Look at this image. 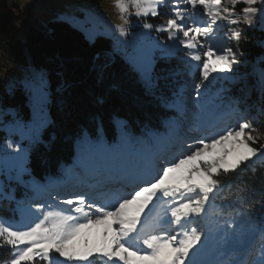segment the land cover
Listing matches in <instances>:
<instances>
[{"label": "snow or ice", "instance_id": "1", "mask_svg": "<svg viewBox=\"0 0 264 264\" xmlns=\"http://www.w3.org/2000/svg\"><path fill=\"white\" fill-rule=\"evenodd\" d=\"M237 4L245 5L240 9L242 18L237 15ZM228 5L224 0H171V15L175 18L158 26L141 25L145 30L155 27L157 32L167 33L172 43L155 44L162 58L184 54L185 72L199 80L194 86L197 97L210 78L231 76L234 66L240 64L236 51L215 45L220 26L244 23L251 27L253 17H264V0H228ZM115 6L123 23L114 28L124 37L128 35L130 16L156 17L161 7L169 5L168 0H115ZM198 13H202L203 21L194 19ZM241 35L240 30L231 29V39L239 42ZM146 65H151L150 53ZM261 75L264 79V73ZM172 106L183 112L179 97ZM226 116L230 123L222 128L213 125L212 129H204L199 138H192V144L184 141L176 154L128 177L132 183L129 191L114 193L107 199L93 192L73 193L60 202L63 207L59 208L29 201L27 214L19 223L0 217V248L11 249L10 258L3 264H94L96 259L102 264H227L221 259H201L211 232L201 230L199 221L207 215L211 199L226 186L222 177L235 174L254 157L264 156V132L236 108ZM118 123L121 139L126 141L128 133L123 122ZM101 131L95 141L84 132L82 142L109 151ZM6 146L16 153L23 152L18 144L8 142ZM23 171L21 165L15 179L21 181ZM32 188L40 191L38 185ZM0 199H14L2 184ZM259 234H264V224ZM243 237L235 224L226 221L218 234L215 254L225 257L228 246L241 245ZM245 253L252 255L250 249ZM250 264H264V239Z\"/></svg>", "mask_w": 264, "mask_h": 264}, {"label": "trees", "instance_id": "2", "mask_svg": "<svg viewBox=\"0 0 264 264\" xmlns=\"http://www.w3.org/2000/svg\"><path fill=\"white\" fill-rule=\"evenodd\" d=\"M244 6H235L241 18L240 9ZM15 17V11L7 0H0V39L7 46L9 58L46 68L52 89L49 105L51 119L42 132L41 140L32 146L27 159V166L40 187V198L53 199L67 193L72 195L78 191L74 192L75 186L81 183L82 189L98 191L96 195L107 199L114 193L124 192L123 184L116 189L115 184L130 183L120 172H115L119 166H97L98 170L88 176L87 169L92 166L74 163L75 141L84 131L97 136L101 126L107 137L113 139L118 135L115 120L123 119L130 135L155 139L158 145L149 153L152 155L159 145L169 147V140L163 138L159 142L162 139L156 137L170 128L169 118L178 121L183 128L194 122L193 118L185 117L184 110L189 108L184 103L187 98L185 92L180 95L183 112L172 106L173 93L182 84L188 87L191 82L194 87L199 82L185 72L182 53L170 58H157L153 88L149 90L130 63L113 50L110 37L98 35L90 41L84 31L69 21L57 18L43 24L47 28L45 31L30 23L23 35L19 36ZM255 17L251 27L244 23L226 27V30L238 29L242 33L239 42L232 39L230 44V48L237 52L240 64L234 67L231 76L219 78L213 83V96L221 110L212 117L209 129L213 125L222 128L230 123L226 113L236 108L244 119L264 132V79L261 75L264 73V30L257 26ZM0 99L4 105L17 107L18 116L25 119L31 117L27 95L23 91L18 90L13 95L6 92L2 95L0 92ZM196 107L200 111L201 102ZM184 136L180 143L184 141ZM176 153L174 151L167 157ZM142 162V156L130 159L128 177L138 171L135 165ZM91 176L96 178L91 179ZM72 182L76 185H71ZM222 182L226 186L211 199L205 217L209 222L219 224L231 222L238 229L243 227L246 236H253V243L249 247L251 256L244 255L245 250L242 249L234 251V255H241L235 264H250L259 254L260 242L264 239V234H259L264 224V156L242 165L235 174L222 177ZM105 188L107 190L103 192ZM29 193H33L32 190ZM199 224L203 230L204 217ZM231 254L224 259L227 264H234L231 259L235 256ZM10 256V248H0V264Z\"/></svg>", "mask_w": 264, "mask_h": 264}, {"label": "rangeland", "instance_id": "3", "mask_svg": "<svg viewBox=\"0 0 264 264\" xmlns=\"http://www.w3.org/2000/svg\"><path fill=\"white\" fill-rule=\"evenodd\" d=\"M7 2L15 11V28L19 36L23 35L24 31L28 28V24H38L39 21L42 24H48L50 20L58 16L57 19L69 21L71 25L84 31L87 39L90 41L94 40L98 35L110 37L112 39L113 50L120 53L130 63L139 79L149 90L153 88V71L157 58L161 57V52L155 47V44L157 42L172 43L168 40L167 33L157 32L155 27L153 30H145L141 27L143 23L158 26L166 23L169 18H175L171 15V0H168L169 6L161 7L160 14L156 17L149 16L138 19L135 16H130V26L127 28L128 35L124 37H121L114 28V25L123 23L120 18V12L115 6V0H7ZM224 3L226 6H230L228 5V0H224ZM257 7H260V5H257ZM255 18L257 26L264 30V17L257 15ZM194 19L203 21L204 17L202 13H198ZM228 26V24H223L217 31L214 41L217 47H230L232 39L230 38L231 29L226 30ZM262 43L264 44V40ZM149 53L151 54V65L147 66L146 56ZM225 76L227 75H221L215 79L210 78V82H206V87L200 89L201 96L199 97L196 96L195 88L191 86V82L188 83V87L184 83L177 89L176 93L178 95L174 97V103L185 92L187 98L184 103H186L185 106L189 107L184 110L186 113L185 117L193 118L194 122H192V125L190 124L183 128L177 123L178 121L169 118L170 128L162 133V135H156V137L159 136L162 139L159 142H162L163 138L169 140V147L164 146V144L159 145L155 154L150 155L149 153L154 151L153 149L158 145L154 141L155 139L151 137L150 140H147L143 135H130L125 127V120L116 119L118 135L113 139H109L102 127H99V130L102 129L99 134H102L105 142L110 146V150L99 151L89 144L83 143L81 135L75 141L76 158L74 163L80 165L89 164L93 168L95 167L94 169L91 167L87 169V175L89 176L90 174L93 175L95 170H98L97 166L124 165L130 167V159L132 157L136 156L139 158L142 156L144 162L148 161L149 164L144 165L142 163L139 164L140 166L138 164L135 165L139 170L151 167L158 160L170 156L174 151H178L184 141L192 144V138H199L204 134V129L211 127L214 114L221 110V106L213 96V83L215 80ZM18 90L23 91L27 95L26 102L30 107V118L25 119L18 116L19 111L17 107L4 105L0 99V184L3 185L5 192H9L14 196V199L11 200L0 199V217L15 223H19L27 214L29 201L33 203H45L46 205L59 208L63 207L60 202L71 197V193H67L64 196L52 197L53 199L50 197L40 198V193L33 191L32 186L37 185V182L27 166V159L32 146L41 140L42 132L51 119L49 105L52 99V89L46 68H37L30 63H20L10 59L6 44L0 39V92L2 95L5 92L13 95ZM199 102H201L200 111L196 107V104ZM118 122H123L124 130L128 133L126 141L121 139V126ZM84 132L87 133L92 141L96 140L97 136H92L87 131ZM184 135L187 137L185 138ZM182 136L185 139L180 143ZM8 142L20 145L23 152L16 153L13 149L8 148L6 146ZM18 157L22 158L18 159ZM258 158L260 156L254 157L251 161ZM21 165L25 169L21 173L22 182L15 179ZM95 178V176H91V179ZM124 179L128 180L127 177H124ZM127 182H119L115 184L114 188L116 189L123 184V191H129L132 183H129L130 186ZM74 184V182L71 183V185ZM82 187L83 185L78 183L75 186L74 192L76 190H78L76 193L93 192L95 194L98 192L95 190L86 191ZM29 190H32L33 193H29ZM106 190L107 188L103 192H106ZM106 196L108 195L106 194ZM36 197L38 199H35ZM206 218L204 216L205 227L203 230H209L211 238L208 242L207 251L201 257L202 260H224L231 252V255H234V251L237 249H250L249 247L254 240L253 236H246V231L243 227L239 229L236 227L238 231L244 234L242 244L245 246L229 245L225 257H218L215 254L216 240L225 224L209 222V219ZM244 255L246 254L244 253ZM234 256L235 258L231 260L233 263H237L241 259V255L235 254ZM59 259L63 260L62 257H59ZM76 264H86V262H76ZM94 264H102V261L96 259L94 260ZM228 264H232V262Z\"/></svg>", "mask_w": 264, "mask_h": 264}, {"label": "built area", "instance_id": "4", "mask_svg": "<svg viewBox=\"0 0 264 264\" xmlns=\"http://www.w3.org/2000/svg\"><path fill=\"white\" fill-rule=\"evenodd\" d=\"M34 25H35L37 28L42 29V30H44V31L47 29L46 26H44L41 22H38V24H37V23H34Z\"/></svg>", "mask_w": 264, "mask_h": 264}, {"label": "crops", "instance_id": "5", "mask_svg": "<svg viewBox=\"0 0 264 264\" xmlns=\"http://www.w3.org/2000/svg\"><path fill=\"white\" fill-rule=\"evenodd\" d=\"M55 18H58V16H55ZM40 22V21H39ZM42 23V22H41Z\"/></svg>", "mask_w": 264, "mask_h": 264}, {"label": "bare ground", "instance_id": "6", "mask_svg": "<svg viewBox=\"0 0 264 264\" xmlns=\"http://www.w3.org/2000/svg\"><path fill=\"white\" fill-rule=\"evenodd\" d=\"M118 173V172H117ZM124 177H128V174H127V176H124Z\"/></svg>", "mask_w": 264, "mask_h": 264}]
</instances>
